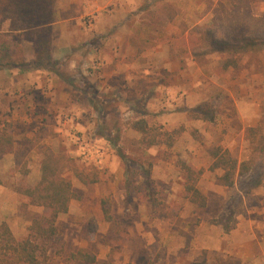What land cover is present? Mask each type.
Wrapping results in <instances>:
<instances>
[{
  "label": "rangeland",
  "instance_id": "obj_1",
  "mask_svg": "<svg viewBox=\"0 0 264 264\" xmlns=\"http://www.w3.org/2000/svg\"><path fill=\"white\" fill-rule=\"evenodd\" d=\"M239 1L82 0L80 20L58 23L70 11L57 0L40 59V30L12 32L0 14V47L19 46L26 60L0 67V134L14 142L0 152V224L21 240L47 214L17 189L39 183L49 150L74 199L45 264H84L57 254L62 244L93 253L95 264H264V50L226 71L230 54L193 55L198 28L226 35L221 5ZM247 1L264 12V0ZM132 21L138 34L127 35ZM140 119L146 134L132 127ZM217 151L252 165L232 187L211 169ZM188 184L204 207L190 201Z\"/></svg>",
  "mask_w": 264,
  "mask_h": 264
},
{
  "label": "trees",
  "instance_id": "obj_2",
  "mask_svg": "<svg viewBox=\"0 0 264 264\" xmlns=\"http://www.w3.org/2000/svg\"><path fill=\"white\" fill-rule=\"evenodd\" d=\"M57 0H0V14H8L7 19L12 25V32H26L34 29L40 30V41L38 45V58L48 52L53 41V25L56 22ZM224 27L227 26L226 35L219 37L215 35L205 24L198 28L199 49H194L195 58H201L210 54H230L221 67V71L229 68H238V61L242 55L255 54L264 50V12L255 15L252 5L247 0H240L226 9ZM146 10L147 7L145 8ZM150 13L153 12L151 9ZM215 15L214 24L217 22ZM8 34V33H7ZM201 50V51H198ZM13 66L23 69L26 60L23 56V49L17 46L11 50L8 44L0 47V67ZM99 113L103 112L99 104L96 105ZM133 129L146 134L148 129L147 121L140 119L133 123ZM252 130V129H251ZM252 132L258 133L257 129ZM264 138V137H262ZM112 140V139H111ZM153 144V143H152ZM13 137L5 133L0 134V152L9 153L13 151ZM214 163L212 170L221 169L224 174L220 181L228 187L234 185L236 174H244L251 170L249 161L242 162L223 159L219 152H214ZM66 166L51 151L44 153L41 165V179L32 188L17 189V192L32 200V204L47 209V214L35 218L29 226V235L25 239L17 240L6 223L0 224V264H45L48 260V252L58 236L57 220L61 215L69 212L71 201L74 199V190L71 180L65 176ZM84 183L87 181L81 175H76ZM186 192L192 203L204 207L206 197L195 187L194 184L186 185ZM64 256L67 263L79 262L84 264H95L96 255L86 249L79 248L75 251L65 250L64 245L57 251Z\"/></svg>",
  "mask_w": 264,
  "mask_h": 264
},
{
  "label": "crops",
  "instance_id": "obj_3",
  "mask_svg": "<svg viewBox=\"0 0 264 264\" xmlns=\"http://www.w3.org/2000/svg\"><path fill=\"white\" fill-rule=\"evenodd\" d=\"M67 3H68V6L67 5H64L63 6V10L64 12L66 11H70V15L65 17V18H61V17H57L58 18V23H66V22H77L78 20H80V15H79V8H82V0H67ZM80 5V6H79ZM127 6V5H125ZM128 7V6H127ZM134 8V7H133ZM59 10V9H57ZM58 15H61V12L58 11L57 13ZM110 13L106 14L105 15V18H110ZM112 15V18L114 20H117L118 21V16L117 15H114V14H111ZM119 22V21H118ZM134 23V24H133ZM125 25V24H124ZM91 26V25H90ZM124 27V26H121V28ZM120 28V29H121ZM95 32V31H93ZM124 32L127 34V35H136L138 34V30L136 31V23L134 21H132V24L129 25V23L126 25L125 27V30ZM146 33L147 32H151L150 30H148L146 28ZM96 33V32H95Z\"/></svg>",
  "mask_w": 264,
  "mask_h": 264
}]
</instances>
